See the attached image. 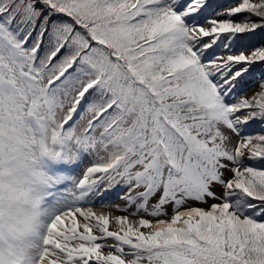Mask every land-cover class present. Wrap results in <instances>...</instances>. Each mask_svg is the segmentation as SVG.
<instances>
[{"label":"snow or ice","instance_id":"snow-or-ice-1","mask_svg":"<svg viewBox=\"0 0 264 264\" xmlns=\"http://www.w3.org/2000/svg\"><path fill=\"white\" fill-rule=\"evenodd\" d=\"M234 3L0 0V264H264V0Z\"/></svg>","mask_w":264,"mask_h":264},{"label":"clouds","instance_id":"clouds-1","mask_svg":"<svg viewBox=\"0 0 264 264\" xmlns=\"http://www.w3.org/2000/svg\"><path fill=\"white\" fill-rule=\"evenodd\" d=\"M18 166L21 169V171L25 170V165H24L23 160L19 161ZM37 171H39V170H37ZM13 187H15V184L13 183V185L10 186L9 181L7 179V176H6L5 183H4V191H3L4 205H5V211L6 212H7L8 208L10 207V205L15 203L14 192L12 191Z\"/></svg>","mask_w":264,"mask_h":264},{"label":"rangeland","instance_id":"rangeland-1","mask_svg":"<svg viewBox=\"0 0 264 264\" xmlns=\"http://www.w3.org/2000/svg\"><path fill=\"white\" fill-rule=\"evenodd\" d=\"M216 2H217L218 4H220L221 6H229V5H230V6H235L234 0H216ZM257 90H258V89H257ZM247 95H248V96L253 95V91H249V92L247 93ZM120 203L123 204V201H121ZM108 210H109V209H107V208L103 209V211H108ZM111 211H112V214H113V215H127V213L117 211L114 207L111 209ZM133 219H135V218H133ZM110 227H114V225H111V224H110Z\"/></svg>","mask_w":264,"mask_h":264}]
</instances>
